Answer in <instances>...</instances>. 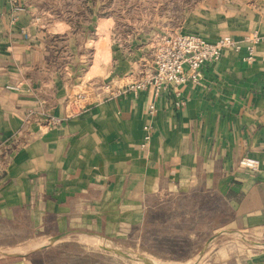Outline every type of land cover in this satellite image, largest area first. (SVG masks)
<instances>
[{
    "label": "crops",
    "instance_id": "crops-1",
    "mask_svg": "<svg viewBox=\"0 0 264 264\" xmlns=\"http://www.w3.org/2000/svg\"><path fill=\"white\" fill-rule=\"evenodd\" d=\"M244 56L227 50L204 66L198 83L160 94L149 86L121 95L123 86L113 85L100 95L90 87L89 101L58 97L53 86L42 98L31 88L2 96L0 252L25 254L0 264H36V251L50 250L35 249L36 241L109 235L112 222L142 224L153 205L194 194H216L230 213L217 235L244 243L234 258L224 251L215 262L264 264V45L254 62ZM36 103L60 123L25 128L20 110ZM245 157L259 162L257 172L240 167ZM211 248L167 264L206 262Z\"/></svg>",
    "mask_w": 264,
    "mask_h": 264
},
{
    "label": "rangeland",
    "instance_id": "rangeland-1",
    "mask_svg": "<svg viewBox=\"0 0 264 264\" xmlns=\"http://www.w3.org/2000/svg\"><path fill=\"white\" fill-rule=\"evenodd\" d=\"M259 8L264 0H0V100L30 88L42 98L49 95L44 93L47 86L62 90L56 96L67 94L70 100L89 101L92 86L99 95L102 88L123 86L117 89L122 95L152 72L157 50L177 36L210 43L231 38L242 48L231 51L245 52L243 59L259 39L254 62L256 47L264 45ZM68 86L77 88L68 95ZM43 107L36 103L20 110L25 128L59 124ZM177 198L175 204L153 205L142 224L110 222L109 235L73 232L44 244L36 241L35 249L50 245V250L36 251L35 263L167 264L197 255L209 244V259L196 264H217L224 251L233 258L241 252V239L217 235L230 213L216 194ZM247 245L253 252L260 250ZM19 250L0 252V259L25 254Z\"/></svg>",
    "mask_w": 264,
    "mask_h": 264
},
{
    "label": "built area",
    "instance_id": "built-area-1",
    "mask_svg": "<svg viewBox=\"0 0 264 264\" xmlns=\"http://www.w3.org/2000/svg\"><path fill=\"white\" fill-rule=\"evenodd\" d=\"M254 40H250L252 44ZM260 42L254 41V45L248 48L249 56L244 59L252 62L254 46ZM242 48L231 38H223L215 43L206 42L193 36H177L169 38L166 43L157 50L152 72L143 80L127 86L122 95L139 93L151 86L155 93L160 94L172 87L176 90L189 82L198 83L202 69L208 64L219 61L227 50L240 51ZM155 106H150L153 113ZM50 126H51V122ZM52 123H56L55 121ZM60 120L57 121V124ZM240 167L250 172L259 170V162L251 158H243Z\"/></svg>",
    "mask_w": 264,
    "mask_h": 264
},
{
    "label": "water",
    "instance_id": "water-1",
    "mask_svg": "<svg viewBox=\"0 0 264 264\" xmlns=\"http://www.w3.org/2000/svg\"><path fill=\"white\" fill-rule=\"evenodd\" d=\"M145 262V264H151L150 262H148V261H144Z\"/></svg>",
    "mask_w": 264,
    "mask_h": 264
}]
</instances>
